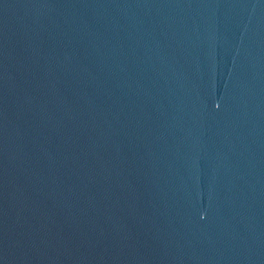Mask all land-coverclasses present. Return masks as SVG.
I'll list each match as a JSON object with an SVG mask.
<instances>
[{"label":"water","instance_id":"obj_1","mask_svg":"<svg viewBox=\"0 0 264 264\" xmlns=\"http://www.w3.org/2000/svg\"><path fill=\"white\" fill-rule=\"evenodd\" d=\"M0 264H264V0H0Z\"/></svg>","mask_w":264,"mask_h":264}]
</instances>
